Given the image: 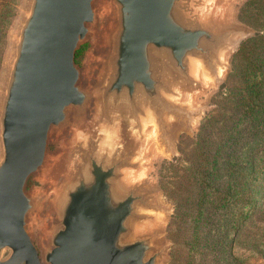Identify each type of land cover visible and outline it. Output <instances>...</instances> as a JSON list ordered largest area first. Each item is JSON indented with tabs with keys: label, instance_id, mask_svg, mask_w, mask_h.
<instances>
[{
	"label": "water",
	"instance_id": "1",
	"mask_svg": "<svg viewBox=\"0 0 264 264\" xmlns=\"http://www.w3.org/2000/svg\"><path fill=\"white\" fill-rule=\"evenodd\" d=\"M95 0H27L0 85V264H163L151 222L165 207L140 179V148L165 145L195 117L184 98L246 35L215 21L218 0H106L109 22L89 80L75 53L96 26ZM72 155L48 192L53 222L36 245L27 191L47 168L50 135Z\"/></svg>",
	"mask_w": 264,
	"mask_h": 264
},
{
	"label": "rangeland",
	"instance_id": "2",
	"mask_svg": "<svg viewBox=\"0 0 264 264\" xmlns=\"http://www.w3.org/2000/svg\"><path fill=\"white\" fill-rule=\"evenodd\" d=\"M26 2L27 0H0V85L9 60L10 40L25 11ZM94 6L97 12L96 26L79 46L75 58L83 80H89L95 71L96 58L103 50L102 34L110 19L106 0H95ZM215 10V21L219 26L242 28L246 35L226 54L225 65L220 70L219 77L205 76L204 83L187 90L184 101L195 111L193 123L190 126L176 127L168 145L162 143L154 132H150L140 148L138 175L149 188L156 191L159 203L165 207V211L156 215L150 224L152 230L158 233L159 243L167 245V256L163 264H214L215 254L201 252L202 248L197 245L191 248V244L187 242L191 229L174 219L176 203L183 201L194 185V179L190 175L197 160L196 141L202 122L209 121L205 130L202 129L203 133L215 126L210 140H216L221 129L228 127L229 117L235 116V98L241 86L238 64L234 58L236 53L247 39L258 34L264 36V0H218ZM258 45L264 49V41H258ZM250 139L251 136H245L241 142L247 146L244 141ZM73 141L71 130L50 135L46 151L47 168L32 175L27 182L28 192L44 196L41 210L28 219L27 228L36 245L45 241V231L54 220L48 192L60 178L67 159L72 155ZM254 184H260L258 205L263 211L264 179L259 178ZM260 212L247 219L241 234L233 236L231 255L240 264H264V212Z\"/></svg>",
	"mask_w": 264,
	"mask_h": 264
},
{
	"label": "trees",
	"instance_id": "3",
	"mask_svg": "<svg viewBox=\"0 0 264 264\" xmlns=\"http://www.w3.org/2000/svg\"><path fill=\"white\" fill-rule=\"evenodd\" d=\"M258 41L264 36L247 39L236 53L241 86L235 116L229 117L228 127L216 140H210L215 126L203 133L209 121L202 122L190 175L194 185L176 203L174 219L191 229L187 242L191 248L197 245L201 252L215 254L214 264H240L231 255L233 236L243 232L249 217L262 211L260 184H254L264 179V49ZM245 136H251L244 141L247 146L241 142Z\"/></svg>",
	"mask_w": 264,
	"mask_h": 264
}]
</instances>
